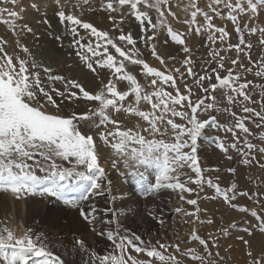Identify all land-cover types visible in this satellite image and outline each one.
<instances>
[{
  "label": "snow or ice",
  "instance_id": "snow-or-ice-1",
  "mask_svg": "<svg viewBox=\"0 0 264 264\" xmlns=\"http://www.w3.org/2000/svg\"><path fill=\"white\" fill-rule=\"evenodd\" d=\"M94 3L106 14L110 28H99L83 18L86 8L94 10ZM29 10L40 17L38 24L49 28V11L58 19L63 34L72 38L75 56L96 76L99 86L95 90L75 77L57 74L21 42V33H34L22 22ZM183 11L181 19L172 0H29L27 5L22 0H0V23L12 32L19 49L9 53L8 41L0 37V193L14 199L32 195L62 201L108 243L100 252L74 234L71 247L60 253L61 245L53 244L46 233L23 222L10 223L6 217L0 219V264H221L223 257L214 249L220 247L218 236H227L229 229L221 226L201 236L196 227L216 222L212 217L200 218L207 212L199 200L205 185L214 190L212 198L220 199L229 210L254 218L255 227L264 234V193L241 189L236 180L222 186L220 176L207 175L220 168L205 167L199 155L201 142L208 141L227 160L232 161L229 153L235 152L241 165L264 171V132L258 146L246 125L251 120L257 129L264 128V85L247 78L264 79V52L255 60L251 54L256 47L251 37L264 49V24L257 23L264 15V0H207L203 7L200 0H188ZM129 18L138 32L125 31ZM169 18L183 24L184 30H175ZM217 19L226 23L218 25ZM161 33L178 47L176 55L165 57L158 52ZM193 36L203 41L196 50L203 46L206 57L194 56L188 43ZM141 43L159 67L143 58ZM129 65L139 68L145 83ZM104 70L109 74L106 80L101 77ZM256 88L260 101L252 96ZM221 99L226 107L221 108ZM81 101L85 111L76 110ZM257 103L259 110L250 106ZM237 106L243 115L234 110ZM225 113L231 125L221 122L219 117ZM122 115L138 121L127 126L119 118ZM213 130L230 134L231 141L210 135ZM101 146L111 149L118 158L112 160V167L121 163L142 196L159 198L163 191L176 194L181 204L174 212L192 225L188 240L195 247L181 249L178 240L169 241L163 233L154 241L145 240L142 234L123 228L114 209L105 208L100 215L96 197L107 196L113 204L125 198L113 194V181L101 164ZM141 168L153 169L154 177L150 179ZM225 171L232 176L237 173L232 166ZM247 179L255 185L259 177ZM243 198L258 207L241 206L238 199ZM185 204L192 207L186 209ZM145 214L164 228L162 208L146 206ZM220 222L223 225V217ZM245 224L241 232L251 237L253 226ZM237 226L233 221L229 227ZM236 240L245 246L247 264H264V254L254 256L245 235Z\"/></svg>",
  "mask_w": 264,
  "mask_h": 264
},
{
  "label": "rangeland",
  "instance_id": "rangeland-1",
  "mask_svg": "<svg viewBox=\"0 0 264 264\" xmlns=\"http://www.w3.org/2000/svg\"><path fill=\"white\" fill-rule=\"evenodd\" d=\"M188 0H172L173 4V10L176 11L181 19L184 18L185 13L183 11V5L186 4ZM179 3L181 6L179 8L176 7V4ZM201 6H205L207 4V0H200ZM93 7V11H89L86 13L84 11V17L89 22H92L94 25H96L99 28H110V22L107 20V16L104 12L100 11L98 9V3H94L91 5ZM155 15V13H152ZM170 19V23L173 25V28L175 30H184L185 26L183 24L177 23L174 20ZM218 25H223L226 22L217 19L215 21ZM258 24H264V15H261L259 18ZM2 27H4L3 23H0ZM227 27L229 31L232 30V25L230 22H227ZM125 31H128L131 29L134 33L138 32V26L135 23L134 20L129 18L128 22L124 25ZM194 38V36L192 37ZM168 39L169 42L165 44V40ZM197 41L195 43V46H191L192 39L188 41L189 45L193 48L194 56H205L206 57V49L201 46L200 49L197 51V44H202L203 41L200 40L199 37H196ZM253 44L256 45L254 49L252 50V58L255 60L258 58V54L264 52V49H261L260 46L256 43V37H251ZM232 42H236V37L233 35ZM143 52V58L147 60V62L152 65L159 67V62L156 61L152 56L150 51L145 48V46L141 43L139 45ZM179 49L178 47L173 44L170 41V38L166 36V33H161L160 38L158 41V52L167 57L168 55H176L178 53ZM72 54L73 51H71ZM68 53L62 52L63 56H67ZM232 57H235V53L233 52ZM182 58V54L178 57ZM69 59V57H68ZM243 59V57H242ZM247 63V61H244ZM129 70L133 72V74H137L138 79L141 83H145V78L143 76L139 75V68L137 66L129 65ZM199 67V65L197 66ZM70 68V67H69ZM72 74L79 73L82 75L83 78L86 79H95L96 76L91 73L87 68L84 67V65L78 60V63L75 65H72L71 72ZM108 72L106 70L101 71V77L105 80L108 77ZM248 79L254 80L256 84L264 85V79L256 78L254 75H248ZM97 80V78H96ZM126 83V82H123ZM123 88V87H122ZM253 99L256 101L261 100L260 96V89L256 88L252 91ZM220 106L221 108L226 107L227 103L224 100H220ZM250 106L256 107L259 110V104H252ZM83 107V108H82ZM77 111H85L86 106L83 101L80 102L79 106L76 107ZM71 107L67 109L66 111H70ZM239 114L240 108L237 106L235 109ZM219 115V114H218ZM120 119H123L125 123L130 124L132 123L136 117H127L122 115L119 117ZM221 122L226 123L228 125H231L232 119L231 117L225 113L224 115H221L220 117ZM132 125V124H131ZM130 125V127H131ZM246 125L252 130L253 135L250 137L252 142L256 143L258 146L261 144L260 139V133L264 132V128L257 129L255 124L249 120L246 122ZM87 130V128H85ZM210 135H218L221 138L226 139L228 142L231 141V135L225 134L223 131H211L209 133ZM243 135V134H241ZM98 143H100L98 141ZM106 149V152H101V164L108 172L109 178L113 181V194L117 197L121 196V192L127 191L130 196L128 198H124L123 200H120L119 203H117V200L115 201V204H107L110 200L107 196H99L96 197L94 202L98 205L99 209L101 210L100 215L103 216V210L105 208L114 209L116 211H119L121 208H128V212H134L140 213L142 215L141 218H137L135 214L132 216V221L127 223L122 220H120L121 216H124V214H119L118 219L123 228H128L129 226L134 225V222L136 220H139L140 222L148 225V229L146 232V235L143 236L145 240L151 239L155 240L160 233H163L169 241H179L181 249L187 248V247H195V244L189 242L188 237L191 232L192 225L191 224H185L182 222V218L174 212L175 207L180 206L181 202L178 200L175 193H172L170 191H163L161 192L159 198H153V197H144L140 194L136 182L133 178L129 177L127 175V170L123 168V165L121 163H117V167H112V160L116 159L117 157L111 154V149L104 147ZM230 155L233 156V160L229 161L226 159L225 155L219 151L215 147L214 144L209 143L208 141H202L200 145V152L199 155L201 157V161L204 164L205 167H212V166H218L220 168V172H211L207 175L211 176L213 179H215L216 176H220V183L222 186H226L227 184H230L233 180H236L238 182V185L241 189H247L250 192H254L259 190V192L264 193V171L259 169L256 166H243L240 164V157L235 152H230ZM67 166V164H65ZM229 166L236 167L237 173L235 176H232L231 174H228L225 169ZM141 171H145V175H148L150 179L154 176V170L153 169H143L141 168ZM247 177H252L253 179H256L259 177V180H257V183L253 185ZM9 195V197L14 201H27V205L29 206V212L32 216V218L28 221L38 223L39 231H42L46 233L49 237L52 233H57L58 231L68 232L67 237L65 239V246L60 248V250H57L60 253L64 252V248L66 246H69L73 242V235H80L83 236L85 239L88 240V244L90 247H95L97 251L103 252L106 247H108L107 241L102 242L99 236H96L91 231L90 225H81L79 226L78 230L75 232H71L69 228V221L75 218L76 210L70 209L68 206H66L62 201H59L55 198H41L39 196H26L22 199H14L10 194L7 193H0ZM214 196V190L208 188L206 185L204 187V190L199 193V200H200V206L202 209H207V212L201 213V220L207 221L209 217H212L215 219V224L208 225L205 223L204 225L197 224L196 227L199 231V234L201 236H207L208 233L212 232L215 233V229L219 228L221 226L229 229V234L227 236L220 235L218 236V243L220 245L219 249H214V251H219L220 256L223 257V260L221 264H247V261L249 257L246 255V249L245 246L240 243L238 240H236V236L238 235H245V239H249L251 241V250L253 252L254 256H259L264 254V234H262L258 228H256L257 222L254 218L250 216H245L243 213H240L236 210H229L226 205L222 203L220 199H213ZM194 198V197H190ZM238 203L241 206L247 205L249 208L252 207H258L254 203V201L248 200L247 198L238 199ZM152 204H156L158 207L162 208L164 210V219H165V225L162 229L159 224L152 221L150 218H148L145 214V208L146 206H151ZM128 205V206H127ZM186 209H190L192 206L184 205ZM44 210V215L41 217L39 216V212ZM223 217V225H221L220 218ZM191 219V218H188ZM233 221L237 222L236 228H230L229 226ZM247 221L248 224L253 226V235L251 237L247 236L246 234H243L241 232V228L246 226L245 222ZM115 225H113L114 227ZM56 230V231H55ZM131 230V229H130ZM50 231V232H49ZM134 231V230H133ZM259 233V234H258ZM96 238V240H94ZM229 245L232 247L229 248ZM181 259H185L184 257L180 256V254H177ZM79 259V258H78ZM77 259V260H78ZM190 264V262H189Z\"/></svg>",
  "mask_w": 264,
  "mask_h": 264
},
{
  "label": "bare ground",
  "instance_id": "bare-ground-1",
  "mask_svg": "<svg viewBox=\"0 0 264 264\" xmlns=\"http://www.w3.org/2000/svg\"><path fill=\"white\" fill-rule=\"evenodd\" d=\"M28 2L29 0H22V3L24 5H27ZM37 2H40V0H37ZM85 12L86 13L89 12L87 8L85 9ZM24 17L25 20L22 22H27L34 29V33H21L20 40L22 43H24L31 49L32 53L36 56L38 60L43 61L46 65H50L53 69L56 70L57 74L72 76L79 79L84 84V86L89 90H95L99 86L96 78L86 79L83 78L82 75H80L79 73L76 74L69 73L71 72L72 65L78 63V58L75 56V54H72L71 52L73 51V53H75V50L72 47H70L71 39H72L71 36L63 34L64 33L63 27L60 25L58 19H56L53 16L51 11H49L48 13V18L51 23V28H49L47 25L44 24H38L37 20L40 19V17L31 10L26 11L24 13ZM84 19L87 20L86 18ZM49 32H52L51 36L48 34ZM81 34L82 35L84 34L83 30H81ZM57 35H60L62 37L61 41H57L55 39V36ZM0 37H3L8 41V44L6 45V49L9 53L13 52L14 50L17 52L19 51V49L15 48V37L13 36L12 32L7 28L6 25H4V27L0 25ZM196 41H197L196 36H194V38H192L191 46H195ZM62 52L68 53L67 56L66 55L63 56ZM125 85L126 83H121L119 87L124 88ZM137 121L138 118L135 119L132 123L128 124V126H130L131 124H132L131 126L135 125ZM140 123L143 124L142 121H140ZM100 143L102 144V142ZM100 151L106 152V149H104V147L101 146ZM120 194L124 195L125 198H128L130 196V194L126 190L121 192ZM119 202L120 200H117V203ZM26 203L27 201L25 202L19 201L18 203L15 200L13 201L9 197V195L0 194V219H4L7 217L9 218L10 223L18 225L21 222H23L24 226L34 227L37 231H39L38 223L28 221L32 218L34 214H32L31 216L29 212V206ZM107 204H113V203L109 201ZM117 212L119 214H124V216L120 217V220L127 223L132 221V216L135 214L134 212L127 213L128 212L127 207L121 208ZM38 215L39 216L41 215V217H43L44 210L41 209ZM135 216L137 218L142 217L140 213H136ZM81 225H88V224L84 222L82 219H79L78 213H75V218L69 221V228L71 232H75L76 230H78L79 226ZM129 229H131L132 231L134 230V232H136L137 234H142L143 236H145L148 229V225L140 222L139 220H136L134 222V225L129 226ZM50 233H51L50 238L52 239V243L64 247L65 239L67 237V234L70 233V231L65 233L63 231L57 230V233H52V232ZM99 238L101 239L102 242L106 241L102 237ZM94 240H96V238ZM86 241L88 242L87 239ZM71 245L66 247L70 248ZM61 246L58 247L57 250H60ZM78 258L79 257H77V259Z\"/></svg>",
  "mask_w": 264,
  "mask_h": 264
},
{
  "label": "crops",
  "instance_id": "crops-1",
  "mask_svg": "<svg viewBox=\"0 0 264 264\" xmlns=\"http://www.w3.org/2000/svg\"><path fill=\"white\" fill-rule=\"evenodd\" d=\"M259 234V233H258Z\"/></svg>",
  "mask_w": 264,
  "mask_h": 264
}]
</instances>
